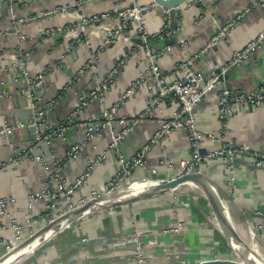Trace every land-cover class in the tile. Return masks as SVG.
<instances>
[{
	"label": "crops",
	"instance_id": "0c3cea01",
	"mask_svg": "<svg viewBox=\"0 0 264 264\" xmlns=\"http://www.w3.org/2000/svg\"><path fill=\"white\" fill-rule=\"evenodd\" d=\"M123 1L0 0V127L14 126L16 123L22 125L14 128L6 140L0 139V198L15 199V204L8 207V213L20 224H24L25 214L30 213L29 203H32L33 215L42 214L46 210V206L34 204L28 198L40 191L47 175L44 170L46 164L33 160L29 155L30 148L24 150L32 136L29 131V117L32 114L27 108V101L18 96L24 83L15 69L17 55L21 52L26 56L23 58L24 66L32 76L48 70L42 92L32 93L38 97L39 107L53 100L56 102L48 115V130L57 128L74 111L79 99L85 98L90 92L94 78L103 80L116 63L124 61L104 93V102L88 104L76 123L66 130L70 132L68 140H80L82 130L77 126L78 123L100 118L102 110L119 102L130 84L145 71L146 60L143 54L139 51L133 53L136 45L133 42L132 27L115 44L102 51L99 48L116 19L88 25L85 35L77 27L83 18L114 12ZM148 2L150 0H139L138 4L145 5ZM3 3L6 7L1 6ZM129 3V0H125L122 6ZM68 6L72 7L64 13L47 18L41 16V13ZM246 10L248 12L243 14L217 46L197 61L196 68L204 77L209 76L213 68L225 64L234 51L242 49L264 28V6L257 0H203L202 3L182 6L178 11L180 17L177 20V42L170 46L162 44L165 39L175 35L168 28L163 34V40L153 39L148 43L151 50L167 49L158 61L166 80L173 79L172 72L181 60L201 50L220 28L234 21ZM160 17L158 9L145 13L143 23L150 34L161 31ZM20 20L26 21L18 23ZM52 28L62 31L40 36L41 31ZM89 60L93 69L78 76V71ZM226 77L225 87L232 91L246 93L263 88L264 42ZM66 85L67 89L61 92ZM154 87L153 79H148L126 100L119 102L114 114V131L122 130V118H133L146 108L148 97L156 92ZM219 88L207 94L194 108L200 132L212 134L221 141L205 142L202 145L203 161L200 170L218 188L229 226L241 240L242 246L244 244V252L241 250L238 253L239 249L224 234L201 190L186 184L174 191L134 204L88 214L78 224L60 230L55 237L46 241L45 244L52 241L54 244L45 249L39 258L31 257L34 249L30 250V246L31 252L27 253L21 264H136L134 253L117 252L112 245L71 248L83 239L102 236L123 240L138 238L140 232H148L139 237L145 257L141 264H246L245 259L253 260L255 256L259 261L263 260L264 233L257 228L264 227V170L243 165L234 168L226 166L221 157L207 156H212L220 147L228 144L247 145L255 152L264 153V109L234 107L233 117L222 127L218 118ZM177 107L174 99L167 98L159 108L153 110L149 117L120 142L118 151L123 158L131 159L155 132L159 120L170 118ZM187 140V134L183 130L172 133L162 147L156 146L147 152L143 166L133 170L127 181L132 180L137 184L148 183V180H141L147 177L157 180L175 178L180 161L190 156ZM109 144L107 131L84 142L82 152L65 162V182L79 176L84 160L99 157ZM63 147L59 143L51 149L53 159L62 157ZM22 156L28 159L20 160ZM245 162L251 166L249 160ZM116 170L117 161L114 157L108 156L102 160L75 192V199L89 198L93 192L100 194L105 184L115 176ZM152 170H155V174H152ZM6 224L8 219H3L0 224V240L5 239L16 245L26 237L24 233L23 237L15 240L13 230L3 229L2 226L6 227ZM175 228L178 229L176 233L168 231ZM250 230L254 232L253 239ZM245 250L250 252V256L245 254ZM5 253L4 246L0 243V257ZM24 254L18 253L16 257Z\"/></svg>",
	"mask_w": 264,
	"mask_h": 264
},
{
	"label": "built area",
	"instance_id": "2783aa9c",
	"mask_svg": "<svg viewBox=\"0 0 264 264\" xmlns=\"http://www.w3.org/2000/svg\"><path fill=\"white\" fill-rule=\"evenodd\" d=\"M125 1V0H124ZM123 1V2H124ZM129 5L122 6L123 2L120 3V8L114 10V12H105L99 15H95L91 18H83L77 24L78 29L82 35L86 34V27L90 24H95L103 20H114L116 23L107 32L106 38L102 42L99 50H104L117 42L121 35L125 34L130 27H132L133 33L138 38L143 45H136L133 53L141 52L146 60L145 71L143 74L136 78L128 89L121 95L120 101L126 100L131 96L135 90L142 85L146 80L153 79L155 83V94L148 97L146 108L140 112L137 116L126 119L122 118L120 125L123 126L122 130L119 132L114 131L113 121L114 114L117 110L119 102L113 104L109 108L103 109L100 118H95L89 121L77 122L78 127L85 131V142H89L96 138L102 130H106L109 134L110 144L102 155L95 158L94 161L89 162L82 173V175L76 179L75 185L71 186L64 182H60L57 177H55V183L52 187L42 191L40 194H35L30 196L28 199L32 202H38L41 199H49L53 203L61 202L64 205L60 208H56L53 204L50 206V211L46 210L42 214L33 215L31 205L28 204V210L30 213H26L24 224H20L17 219L10 216L8 213V207L15 204V199L12 197L0 198V224L2 220L8 219V224L2 226L3 229H11L14 233V239L18 240L21 236L31 234L37 229L46 225L50 220L57 217L60 211H69L78 205L83 204L91 197H97L100 194L95 192L89 198H78L75 199V188H80L89 177L91 171L95 166H97L102 160L108 156H112L117 161V170L115 176L109 180L102 193H110L116 188L121 187V182L128 180L130 173L143 166L142 158L147 154V152L153 147H162L165 140L170 137V135L178 130H183L187 134L188 148L190 150V156L186 160L180 161L177 176H183L191 172L200 171L201 164L203 161V155L200 150L205 142H221L216 136L212 134H203L200 132L196 125V119L194 115V108L204 99V97L213 92L216 87H220L218 93V118L225 127L228 121L234 115V107H246L252 109H264V93L260 89L252 92H239L232 91L225 87L224 78L225 76L234 68L242 64L249 56L254 53L261 44L264 42V28H262L253 38H251L242 49L234 51L230 59L219 67V71L212 70L209 76H202L197 68V61L207 53L211 52L217 44L222 40L227 32L235 26L239 20L242 18L244 13L237 16V18L231 23L227 24L223 28H220L216 35H214L197 53L184 58L181 60L174 68L172 75L173 79L170 81L166 80L165 75L160 71L158 61L165 55V50H151L148 46L149 41L153 39H162L163 34L168 31L169 23V9L159 7L153 0L146 3L145 5L138 4L139 0H129ZM203 0H188L187 5H194L202 3ZM257 2L264 6V0H257ZM182 5L183 7L187 5ZM182 6L177 7L180 11ZM72 6L59 7L53 10L41 13L42 17H50L52 15L61 14L66 12ZM151 9H158L161 12V31H157L150 34L143 23L144 15ZM40 16V17H41ZM26 20H20L18 23H24ZM60 29H48L40 32V36L54 35L61 32ZM168 34V33H167ZM163 40V39H162ZM26 56L21 54L17 55V62L15 65L16 71L19 73V78L24 83V88L18 93V96H22L27 101V108L32 114V125L36 126V119H41V123H46L48 120V115L54 108L56 102L53 100L46 105L39 107L36 103L32 102L34 96L29 90V87L39 88L43 86L44 80L47 77L48 70H43L35 74L30 75L25 69L23 58ZM124 61L118 62L115 66L108 72L107 76L103 80H98V78L93 79V90L89 92L85 98H80L76 108L73 112L66 116L64 121L55 129L47 130L44 136L37 133L36 143L39 144L46 141L47 144L52 145L57 141L65 140L66 130L69 129L74 123H76L77 118L82 113L88 104L92 102L103 103L105 100L104 93L108 89L109 84L113 81L114 76L118 73L121 65ZM92 63L89 60L86 65L81 68L77 75L82 76L85 71L92 70ZM67 89V85L61 89V92ZM2 97V95H0ZM174 99L178 104L177 109L171 114L168 119H160L158 122V127L155 132L150 136L147 143L143 145L140 150L130 159L125 160L123 156L118 151V146L120 142L137 126H139L144 119L150 116L151 112L159 108L162 102L167 99ZM22 125L16 123L14 126L4 125L0 127V139L6 140L8 135L12 133L14 128L21 127ZM83 144H75L69 147L65 152L64 162L74 159L78 152L81 150ZM26 150V149H24ZM209 158L221 157L224 161L227 159L232 160L233 158H240L244 161L249 160L251 165L258 170H264V153H258L253 151L247 145L234 146L232 144L223 145L219 148L217 152L212 154V156H207ZM28 159L23 156L20 160ZM15 160V159H14ZM13 160V161H14ZM33 160L40 162V157H33ZM152 174H155V170H152ZM62 211V212H63ZM258 231L264 233V227L258 226ZM168 231H178L177 228L170 229ZM166 232V231H165ZM164 232V233H165ZM254 232L250 230L251 238H255ZM0 243L4 246L6 252L10 251L14 245L10 244L7 240H0ZM145 257L141 253H136L134 255V262L136 264H141Z\"/></svg>",
	"mask_w": 264,
	"mask_h": 264
},
{
	"label": "water",
	"instance_id": "95a60500",
	"mask_svg": "<svg viewBox=\"0 0 264 264\" xmlns=\"http://www.w3.org/2000/svg\"><path fill=\"white\" fill-rule=\"evenodd\" d=\"M153 1L159 7L170 10L168 28L170 30L174 31L175 35L172 38L165 39L162 42V44L165 46L173 45L177 42V38H176L177 37L176 33L178 32L177 31V20L180 17V14L177 10V7L186 4L188 2V0H153ZM1 6L6 7V4L3 3ZM123 35H121L120 38ZM133 37H134V39H133L134 45H143V43L138 38H136L135 35ZM241 65L242 64H240L239 66H241ZM220 66L221 65L213 68V70L218 72ZM226 76L224 79L227 78ZM217 88H219V87H216L215 90ZM29 90L31 93L42 92V87L34 88V87L30 86ZM92 90H93V84H92L89 91L91 92ZM260 90L263 91V93H264V87L261 88ZM219 91H220V88H219ZM37 98L38 97L34 96V98L32 99V102L37 104L38 103ZM29 118L31 119V121L29 123V131L32 133V136L29 137L30 143H27L24 146V149L26 148V150H28L30 148L29 155H31L32 157H40L41 162L46 164V169H44V170L46 172L47 178H46L44 184L42 185V188L37 193L40 194L42 191L48 189L49 187H52L55 183V177H57L60 182H64L68 185L74 186L76 179H78L82 175L87 164L89 162L94 161V159L96 158V156L91 158V159L86 158L83 162V169H82L81 174L79 176H77L76 178L68 180L67 182H65V180H64V171L66 170V167H65L66 165L64 162L65 152L69 147H71L75 144H83L85 142V140H86L85 131L84 130L81 131V139L78 141L71 142L70 140H68L67 137L70 136V132L67 131L65 133V140L57 141L52 145L47 144L46 141H43L40 144H37L36 143L37 133L40 134L41 136H44L45 132L48 130L47 122L42 124L41 119H36V126H34V125H32V119H33L32 115ZM114 125L115 124H113V126ZM104 131L106 132V130H104ZM104 131H101V132L103 133ZM115 133H116V131H115ZM131 133H132V131L130 132V134ZM11 134H9L8 137H10ZM59 143L61 145H64V147H63L62 157H58L59 159L56 160V159L52 158V154H51L52 150L51 149H54V147H56V145ZM84 147L85 146L83 145L79 152H82ZM200 152L202 154L203 150H200ZM134 155H132V156H134ZM145 156L142 158L143 162L145 160ZM129 159H127V160H129ZM225 164H226V166H232L234 168L237 167L238 165H243V166H245V167L247 166L251 169H256L252 165L251 166L249 164L247 165L246 162L240 158H233L232 160L227 159L225 161ZM141 180H148L149 182H154L157 184L149 192H143L142 194H138L136 196L129 197L128 199L118 200L116 202H110V203L104 204L103 206H100L99 208H96V209L86 213V211H88L94 204L100 203L103 201H107L108 196L113 195L112 198L115 197L116 194L120 190L118 189L117 191L112 192V193H106V194L102 193L103 195H101V196L90 198L89 200H87L86 202H84L81 205L76 206L72 210L63 211L57 217L50 220L46 225L37 229L35 232L28 234L20 243L14 245L10 251L3 254L0 257V259L6 257L8 255H11V254H17V253L23 252L25 254L19 255L17 258L18 259L17 263H16V264H21V261L25 258V256H27V253L28 252L30 253L29 248H28V246L30 244H32L37 239L41 238L50 229L55 230V234L53 236V237H55L57 232L62 230L61 224L64 222L68 223L66 225V227H64V229L69 228L73 225L74 221L79 220L88 214L94 213L96 211L104 210V209L114 210L117 207H122V206L130 205V204H134L138 201L147 200V199L159 196L161 194H164L166 192L174 191V190L178 189L179 187L184 186L186 184H191V185L196 186L197 188H199L201 190V192L204 194L207 201L209 202L210 207L212 208L213 212L215 213L217 220H218L224 234L229 237V239L231 240V243L234 246H236L239 250L244 249V247L241 244V240L235 236V234H234L233 230L231 229V227L229 226V224L227 227L224 224L223 212H222V208L220 205L222 203L221 202L222 200L218 194V188L211 182V180L205 175V173L202 172V170L197 171V172H191V173L185 174V175L180 176V177L176 176L175 178L170 179V180H157L153 177H147V178H143ZM135 181H137V180H135ZM130 182L132 183L133 181L132 180H129L127 182L122 181L121 182L122 185H121L120 189L122 187L124 189H126ZM126 183H128V184L126 185ZM75 189L78 190V188H75ZM36 203L39 205H47V210H49V211L51 209L49 205L53 204L56 208H60L64 205L61 202L53 203L49 199H41L38 202H34V204H36ZM146 234H148V232H140V233H138V238L130 237L128 239H123V240H120L116 237H102V236L83 239V240L77 242L76 244H74V246L71 248V250L79 249L81 247L88 246V245L101 246L103 244H107V245H112L113 249L117 252L126 251V252H131L134 254H136V253L143 254L142 245L139 242V237L145 236ZM45 242H42L38 248H36L35 250H33L31 252L30 255L32 258H35V259L39 258L43 254L45 249L51 247L54 244V241L49 242L47 244H45ZM245 254H247V256L250 255L249 253H245ZM245 262H246V264L262 263L256 258H254L253 260H246L245 259ZM216 264H219V263L216 262Z\"/></svg>",
	"mask_w": 264,
	"mask_h": 264
},
{
	"label": "bare ground",
	"instance_id": "6f19581e",
	"mask_svg": "<svg viewBox=\"0 0 264 264\" xmlns=\"http://www.w3.org/2000/svg\"><path fill=\"white\" fill-rule=\"evenodd\" d=\"M153 182H143V183H137V184H135V183H131V184H128V187L126 188V189H122L121 191H119L117 194H116V196L115 197H113L112 198V196L113 195H111V196H108L107 198H108V200L107 201H103V202H100V203H96V204H94L88 211H86V213L87 212H90V211H92V210H94V209H96V208H99L100 206H103L104 204H107V203H110V202H116V201H118V200H123V199H128L129 197H132V196H136V195H138V194H142L143 192H149V191H151L154 187H155V185L157 184V183H153ZM206 184V183H205ZM221 201V200H220ZM222 203L220 204L221 205V208H222V212H223V217H224V224L226 225V222L227 223H229V221H228V219H227V215H226V213H225V210H224V208H225V206H224V203H223V201H221ZM63 225H66V224H68V223H66V222H64V223H62ZM53 229H50L48 232H46L41 238H39V239H37L36 241H34L32 244H30L29 246H28V248L30 247V250H33V249H35L37 246H39L42 242H44V240L48 237L47 235L48 234H51V233H53V232H51ZM51 232V233H50ZM234 232V231H233ZM235 234V233H234ZM47 236V237H46ZM236 236V235H235ZM248 240V239H247ZM243 246H244V244H243ZM245 248V247H244ZM236 249H238V248H236ZM238 251V253L239 252H241V250L239 251V250H237ZM247 253L249 252V251H247V250H245ZM31 252V251H30ZM243 252H244V250H243ZM245 252V253H246ZM20 253H22V252H20ZM250 253V252H249ZM18 254V253H17ZM17 254H11V255H8V256H6V257H4V258H2L1 260H0V264H14L15 262H16V260H17V258L18 257H16L17 256ZM250 256V255H249ZM254 256V255H253ZM252 256V257H253ZM245 257H246V255H245ZM247 259H249L248 257H246ZM254 258H256V256L254 257ZM258 259V258H257ZM251 260V259H250ZM262 263H258V264H264V259L263 260H260Z\"/></svg>",
	"mask_w": 264,
	"mask_h": 264
},
{
	"label": "rangeland",
	"instance_id": "374dc122",
	"mask_svg": "<svg viewBox=\"0 0 264 264\" xmlns=\"http://www.w3.org/2000/svg\"><path fill=\"white\" fill-rule=\"evenodd\" d=\"M130 183H131V182H130ZM130 183H129V184H130ZM133 183H135V182L133 181ZM153 183H154V182H153ZM153 183H152V184H153ZM127 184H128V183H126V185H127ZM153 185H154V184H153ZM118 189L121 191V190L123 189V187H122L121 189H120V188H118ZM118 189L116 188V189L113 190L112 192H115V191H117ZM112 192H110V193H112ZM105 194H106V193H105ZM101 195H103L102 192H101V194H100L99 196H101ZM91 198H92V197H91ZM62 211H63V209L60 211V213H62ZM96 212H99V211H96ZM96 212H94V213H96ZM81 219H82V218H81ZM81 219L74 221V222H73V225L78 224V223L80 222ZM226 223H227V222H226ZM227 224H229V223H227ZM66 225H67V224H66ZM66 225L61 224V228L64 229V227H66ZM51 232H53V233H51ZM51 232H50L51 234H48V235H47L48 237L46 236L47 238L44 240V242L50 240V239L54 236V234H55V230H52ZM38 247H39V246H37L36 248H38ZM36 248H35V249H36ZM35 249H34V250H35ZM16 263H17V262H15L14 264H16Z\"/></svg>",
	"mask_w": 264,
	"mask_h": 264
}]
</instances>
